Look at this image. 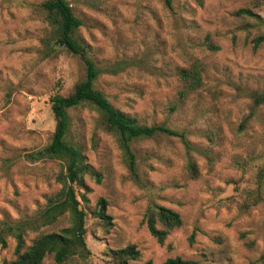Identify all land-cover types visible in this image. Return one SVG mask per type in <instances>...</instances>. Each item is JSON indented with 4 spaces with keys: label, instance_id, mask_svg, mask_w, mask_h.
I'll list each match as a JSON object with an SVG mask.
<instances>
[{
    "label": "rangeland",
    "instance_id": "374dc122",
    "mask_svg": "<svg viewBox=\"0 0 264 264\" xmlns=\"http://www.w3.org/2000/svg\"><path fill=\"white\" fill-rule=\"evenodd\" d=\"M44 0H0V220L30 216L59 188L62 165L28 162L53 130L48 98L66 94L82 64L54 47L46 57ZM80 26L75 37L101 72L95 81L112 108L142 125L184 134H155L130 143L128 171L116 136L86 105L69 111V133L98 183L84 176L78 201L85 213L88 254L62 264H103L109 251L135 246L139 258L161 264L179 257L192 264H264V0H67ZM246 10L248 14H236ZM197 61L201 87L180 98L176 72ZM192 162L196 174L186 169ZM106 202L110 226L94 216ZM152 205L178 213L181 226L159 245L145 227ZM68 225L66 218L28 232ZM159 228V227H158ZM15 242L0 248V264L15 258ZM42 264H55L51 255Z\"/></svg>",
    "mask_w": 264,
    "mask_h": 264
},
{
    "label": "trees",
    "instance_id": "16d2710c",
    "mask_svg": "<svg viewBox=\"0 0 264 264\" xmlns=\"http://www.w3.org/2000/svg\"><path fill=\"white\" fill-rule=\"evenodd\" d=\"M166 8H170V0H163ZM44 21L48 27L42 40L46 57L50 56L54 47L64 49L77 57L82 64L81 78L64 95L49 96L48 103L54 122L53 130L46 144L25 154L28 162L41 160H56L62 165L61 172L56 177L59 188L45 199L43 207L30 216L16 221L0 220V248H4L6 240L15 242V258L4 264H42L46 255H51L55 264H62L77 256L84 258L88 250L84 243L85 213L79 206V191L85 189L84 176H91L98 183L99 176L85 164L81 148L74 144L69 133V111L86 105L94 109L100 116L102 127L116 136L118 148L130 173L134 172V156L130 143L139 139H147L155 134H165L178 138L188 146L184 134L163 125H142L130 115L122 113L108 103L104 95L95 88V81L101 72L114 74L119 65L99 69L87 55V46L75 37V31L80 26L70 9L67 0H44L40 4ZM236 14H248L239 10ZM259 37L258 40H263ZM180 89L178 96L187 94L201 87V67L197 61L176 72ZM252 108L264 103V92L251 95ZM186 169L191 177L196 174L195 166L188 162ZM97 210L93 213L105 226H110V217L105 213L106 202L99 198ZM62 218L68 225L58 231L47 232L36 236L28 246H24V238L28 232L51 226ZM148 234L161 245L167 234L181 226L177 212L158 205L150 206L144 215ZM159 227V228H158ZM110 261L103 264H130L139 258L135 246L128 245L109 251ZM142 264H152L146 261ZM161 264H192L191 261L179 257L168 258Z\"/></svg>",
    "mask_w": 264,
    "mask_h": 264
}]
</instances>
